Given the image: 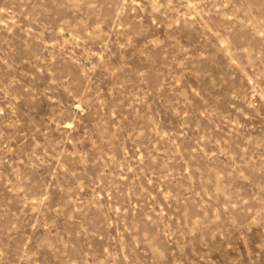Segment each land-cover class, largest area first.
Masks as SVG:
<instances>
[{"label": "rangeland", "instance_id": "1", "mask_svg": "<svg viewBox=\"0 0 264 264\" xmlns=\"http://www.w3.org/2000/svg\"><path fill=\"white\" fill-rule=\"evenodd\" d=\"M0 264H264V0H0Z\"/></svg>", "mask_w": 264, "mask_h": 264}]
</instances>
